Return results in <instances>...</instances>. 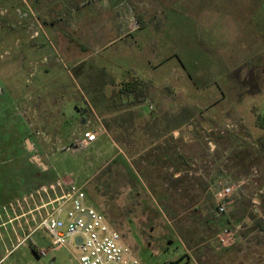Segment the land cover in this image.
<instances>
[{
	"label": "rangeland",
	"instance_id": "rangeland-1",
	"mask_svg": "<svg viewBox=\"0 0 264 264\" xmlns=\"http://www.w3.org/2000/svg\"><path fill=\"white\" fill-rule=\"evenodd\" d=\"M26 1L45 31L44 18L52 13L54 22H61L58 33L44 35L43 30L31 39L33 18L22 27L16 0H0V62L14 58L24 42L38 39L49 46L51 52L39 60H54L48 88L53 106L47 110L39 99L30 114L21 109L0 116V136H13L7 141L15 149L11 152L32 157V164L2 166L10 176L4 191L11 196L4 204L49 190L63 179L84 189L87 203L106 216L144 264H264V132L256 128L257 111L251 105L249 112L239 108V113L240 103L250 100L238 93L243 68L231 70L245 61V51L247 60L254 52L256 84L248 77L243 85L249 93L264 91V0L261 12L249 11L250 16L245 0H100L101 8L98 0L97 7L85 4L83 9L80 0L68 1L64 9L44 0ZM190 4L200 11H188ZM50 5L54 12L47 11ZM86 10L96 14L95 23L106 26L100 35L77 30L84 17L80 12ZM131 18L139 23L136 31ZM232 23V30L247 34H229ZM136 78L148 83L149 102L114 107L110 97L120 82ZM229 80L230 89L225 86ZM2 87L0 82V100L6 103ZM49 110L52 125L43 122ZM5 117L13 123H5ZM19 118L26 132L19 129ZM98 127L104 133L94 147L76 146L84 132ZM174 152L181 157L178 178ZM124 162L139 178L134 184L138 195L128 194L133 184L127 185L131 172ZM228 184L236 191L226 213L219 215L215 195ZM31 209L29 203L9 211L0 224L25 214L21 228L29 234L40 220L38 212L27 214ZM226 228L236 231L235 243L227 248L216 240ZM0 232L5 235L6 229ZM30 237L3 264H79L76 248L53 249L45 228ZM32 244L47 254L38 256Z\"/></svg>",
	"mask_w": 264,
	"mask_h": 264
},
{
	"label": "crops",
	"instance_id": "crops-1",
	"mask_svg": "<svg viewBox=\"0 0 264 264\" xmlns=\"http://www.w3.org/2000/svg\"><path fill=\"white\" fill-rule=\"evenodd\" d=\"M40 0H33L34 3H38ZM45 3L48 4H52L53 3L57 4V5H61V9H64V5H66V3L69 2H73L74 0H44ZM82 4V6H80V9H83L85 4L86 6H90V5H94L96 2H98V0H80ZM16 2L18 3V7H17V12H18V19L20 21L21 26L23 27L24 22H31L32 18L34 23H30V25L28 26V30H30V34L31 35V39H35L33 38V35L37 36L39 35V31H43L44 28L41 27L39 25V21L36 19V16H34V14L32 13V9L31 7L27 4L26 0H16ZM103 1H100L96 4L99 8L101 7H105L104 4L102 3ZM198 2V1H197ZM190 3L191 0H190ZM208 3V2H207ZM245 13L249 15V11H253L254 13H260L261 12V0H245ZM95 6V5H94ZM95 6V7H97ZM208 6H206L207 9ZM48 8V7H47ZM54 7H51L47 9V11L49 12H54L53 10ZM111 9V8H110ZM205 9V10H206ZM62 11V10H61ZM191 13H198L200 10L193 5H189V10ZM90 10H86V11H81L80 14H82V16H84L82 19H80L79 17V22L77 25V30H79L80 28L82 29H89V30H85L84 33H90V34H101L103 31V28L106 26L104 25H99V23H95V20L97 19L96 14L91 15ZM255 13V14H256ZM51 14V15H49ZM45 16V27L47 28L46 31H43L44 35L47 34H57L58 33V23L61 24V22H54L53 18V14L49 13ZM205 14V13H204ZM216 17H218V14H214ZM255 16V15H254ZM61 19V16H57V19ZM93 18V20L91 21V19ZM52 19V20H51ZM232 22V21H231ZM163 28L165 23L167 24V20L166 17L164 16V12H163ZM131 27V26H130ZM114 28V26H113ZM233 23L232 26H230L228 28V33L231 35H243V34H247L246 30L245 31H241V30H235L233 29ZM108 29V28H107ZM112 29V28H110ZM113 31V29H112ZM253 31L255 32L256 29L251 30V33H253ZM227 33V34H228ZM236 41L237 38H233L231 41ZM40 41V40H39ZM38 39L37 40H33L31 42H27L22 45H18V51L16 52V54L14 55V58L12 59H7V60H2L0 62V82L3 85V87L1 88V92L3 93L4 96V100H8V102L3 103L2 100H0V105H1V109L0 110V116H11V115H17L19 113V110H26L29 114L32 111L33 108H36L38 105V101L39 99L41 100V103L44 102V106L45 108L48 110V105L53 106V95L50 93V91L48 90L49 88V83H53L52 79H50L52 76V67H53V63L54 60L53 59H49L47 56H44L42 59L39 60L40 56L45 55L46 53L51 52V48L49 46H47L46 44L39 42ZM237 48V46H235V49ZM245 51V56L243 55L241 58L244 57L245 61L242 63H238L233 65L231 68V70L235 71L238 68H243L242 69V75L244 74V76L246 75V78L244 79L243 76H239L238 80H237V85L239 87L238 89V93L239 97L244 98L243 101H245V99H249L250 101L246 104L245 102H243L242 104L240 103L239 108H244L247 109L249 112V109L247 107H249L251 105L252 109H255L257 111V116H264V106L263 103L261 102V99L264 101V91L262 90L257 92L254 91L252 93H249V91H247V89L245 88V86L243 85L244 83H247L246 81L249 80V78H252V84H256L255 80H256V76H257V70H256V66L258 67V65L255 66L256 61H257V54L256 57L253 56L252 53H250L252 56L250 59L247 60V55H246ZM256 53V52H255ZM262 53V52H261ZM231 54V53H230ZM237 55V54H235ZM233 55V56H235ZM232 56V57H233ZM249 56V57H250ZM234 68V69H233ZM230 71V70H229ZM247 73L249 75H247ZM249 77V78H248ZM130 80H126V81H122V82H128ZM120 82V83H122ZM232 82V80L228 81V84H226L225 86L228 87V89H230V83ZM225 94V92H224ZM226 96L227 98L229 96L227 95H223V97ZM51 99V100H50ZM51 101V103L49 102ZM10 102V106H6V104H8ZM246 107V108H245ZM263 110L262 113L260 112V108ZM8 109H10L9 111H7ZM83 107H79V110L83 111ZM241 111L239 110V113ZM50 113H52V111H46L45 112V117H44V123L45 124H49L52 125L55 122L52 121L50 118L48 119V117L51 115ZM6 118V117H5ZM68 118V117H67ZM20 122H21V127L19 128L20 130H23L26 132V130L28 129L27 124L21 120V118H19ZM257 121V120H256ZM5 123H13V121H11V118H6ZM68 123V122H67ZM256 128H258L259 130L264 132V129L259 128L256 125ZM103 134L99 135L98 140L93 144L92 147H94L102 138ZM6 144V140H3V138L0 136V146H5ZM1 152V151H0ZM180 155V154H179ZM176 157V153H173V169H174V177L178 178L181 174V167H179L180 165V160L181 157L180 156ZM135 157H133L134 159ZM171 155L168 154L167 159L170 160ZM166 159V158H165ZM177 160V161H176ZM29 163L32 164V157L29 158L28 160L25 159V157H21L19 160H17L16 158H14L13 156H10L9 159H0V166L6 165V164H10V163ZM172 162V160L170 161ZM169 162V163H170ZM128 194L129 195H138V193L136 192V189L134 186L130 187L128 190ZM56 195V194H55ZM53 193H51V197L53 198L55 196ZM50 198L48 196H44V198H40L37 199L34 203H32L31 205H33V209L36 207L41 206L43 203H45L46 201H48ZM38 203H40V205L38 206ZM9 204V203H7ZM7 204H3V207L6 206ZM94 207V206H93ZM32 210V209H31ZM30 211L27 212V214ZM8 214H12L9 211L7 212H3L0 215V218H2L3 216L8 217ZM25 214H20L18 216L15 215V217L3 224H0V227H4V229H6V234L2 235L0 232V263L3 264L6 260L11 259V257H13V255H15V253L24 245L27 244V241L31 239V237L29 238V236L32 234H24L23 233V229L21 228V223L22 221H24ZM15 222V224L13 225L12 223ZM26 224V222L24 221V225ZM8 225V226H7ZM8 227L11 230V234L8 232ZM33 246V250L37 253L38 256H40L39 253V247L37 246V244H32ZM13 251V253H11L10 255H8V252Z\"/></svg>",
	"mask_w": 264,
	"mask_h": 264
},
{
	"label": "built area",
	"instance_id": "built-area-1",
	"mask_svg": "<svg viewBox=\"0 0 264 264\" xmlns=\"http://www.w3.org/2000/svg\"><path fill=\"white\" fill-rule=\"evenodd\" d=\"M130 23L133 31L139 29V23L135 18H131ZM103 131L98 127L93 131L84 132L76 146L81 149L92 147ZM48 188L49 190L43 188L28 197L9 202L0 209V215L34 203L43 193L50 199L29 213L36 212L37 215L38 212L40 220L33 232L45 228L52 238L53 249L74 246L79 253L77 256L79 264H144L134 250L124 242L122 234L108 222L106 216L87 203V195L82 187L75 182L67 184L63 179H59L56 186ZM56 189L59 190L58 193ZM48 191L56 194L55 197L52 198ZM235 191L236 186L228 184L217 192L215 195L217 214L226 213L228 200L234 196ZM41 210L43 214L40 213ZM77 238H81L79 244L76 243ZM216 240L220 246L230 247L236 241V231L226 228L217 235ZM13 251L8 252V255ZM39 253L40 256H45L47 251L40 250Z\"/></svg>",
	"mask_w": 264,
	"mask_h": 264
},
{
	"label": "trees",
	"instance_id": "trees-1",
	"mask_svg": "<svg viewBox=\"0 0 264 264\" xmlns=\"http://www.w3.org/2000/svg\"><path fill=\"white\" fill-rule=\"evenodd\" d=\"M141 23L143 26H145L144 21H141ZM148 88V83L141 78H136L133 81L122 82L119 84L117 92H114L110 97V100L112 101L114 107H139L142 104L149 102L150 96ZM84 111H86V109H84ZM256 125L259 128L264 129V116H258ZM1 137L3 138V140H6V144L5 147L0 146V151H4L3 153H0V157L5 155V159H9L10 156H13L17 160H19L24 156L22 151H18V153L11 152L15 151V149L11 147V144H7V141L9 142V140H11V138L13 137L11 133L5 134ZM125 168H127L131 172L130 175L127 176V185L130 186V184H133L132 186H134L136 182H139V178H136L137 176L133 178L132 171L127 163H125ZM44 172L45 171H42V173ZM7 173L8 172H5L2 166H0V206L3 205L5 203V200L9 199L11 196L9 193L4 191L5 187L8 186L7 180L10 177Z\"/></svg>",
	"mask_w": 264,
	"mask_h": 264
},
{
	"label": "water",
	"instance_id": "water-1",
	"mask_svg": "<svg viewBox=\"0 0 264 264\" xmlns=\"http://www.w3.org/2000/svg\"><path fill=\"white\" fill-rule=\"evenodd\" d=\"M81 242V238L76 239V243L79 244Z\"/></svg>",
	"mask_w": 264,
	"mask_h": 264
}]
</instances>
